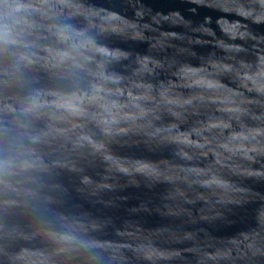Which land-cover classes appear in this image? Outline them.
Returning <instances> with one entry per match:
<instances>
[{"label":"water","instance_id":"water-1","mask_svg":"<svg viewBox=\"0 0 264 264\" xmlns=\"http://www.w3.org/2000/svg\"><path fill=\"white\" fill-rule=\"evenodd\" d=\"M0 264H264V0H0Z\"/></svg>","mask_w":264,"mask_h":264}]
</instances>
